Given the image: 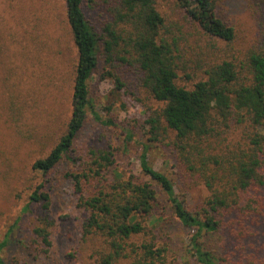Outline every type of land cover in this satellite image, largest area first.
Here are the masks:
<instances>
[{
    "label": "trees",
    "instance_id": "16d2710c",
    "mask_svg": "<svg viewBox=\"0 0 264 264\" xmlns=\"http://www.w3.org/2000/svg\"><path fill=\"white\" fill-rule=\"evenodd\" d=\"M84 2L65 0L77 51L71 115L58 141L32 162V169L44 180L30 191L23 207L25 211L34 206L40 209L30 230L37 250L48 251L54 226L46 178L66 158L73 165L81 163L64 176L71 182L77 206L85 212L81 240L94 244L87 264H163L165 248L156 246L155 235L148 229V216L160 196L157 188L132 173L123 178L115 171L112 178L107 177L105 173L115 165L116 147L110 143L88 146L75 155L74 140L88 112L98 121L114 124L110 118H101L89 96L88 82L102 54L106 74L118 88L125 83L111 70L115 63L122 64L130 81L157 104L147 106L148 140L157 143L172 132L171 144L179 162L209 190L201 206L189 208L171 179L149 165V144L143 145L142 172L156 183L177 220L194 229L188 245L195 260L201 264H264L262 246L246 239L260 235L255 227L264 221V0H246L261 37L241 55L226 50L190 85L177 82L186 60L183 64L178 38L168 35L156 0H98L102 11L97 21L86 16ZM175 4L202 34L230 45L234 41V25L217 14L215 0H175ZM233 124L246 125L244 143H227ZM217 146H222L219 152ZM19 221L20 217L0 241V252ZM218 231L228 240L219 252L208 249L202 240L205 233ZM0 264H6L1 255Z\"/></svg>",
    "mask_w": 264,
    "mask_h": 264
},
{
    "label": "rangeland",
    "instance_id": "374dc122",
    "mask_svg": "<svg viewBox=\"0 0 264 264\" xmlns=\"http://www.w3.org/2000/svg\"><path fill=\"white\" fill-rule=\"evenodd\" d=\"M156 1L168 35L178 38L183 64L186 60L185 70H179V84L197 81L204 76L203 69L220 60L226 50L231 48L230 52L241 55L261 37V28L246 0H215L217 14L234 25L236 36L231 45L202 34L176 6L175 0ZM97 2L85 0L83 3L86 16L93 21L100 18L102 11ZM76 60L65 0H0V241L20 217L0 252L6 264H87L90 261L94 244L89 239L85 243L81 240L80 224L85 212L77 206L71 182L64 176L66 170L79 168L81 163L73 165L63 158L51 175L45 177L51 196L50 215L54 219L47 252L37 250L30 234L40 209L34 206L31 211L23 210L30 191L44 180L40 172L32 169V162L45 155L66 131ZM107 68L99 54L88 89L95 110L101 118H110L114 124L98 121L88 112L74 140L75 155L79 156L88 146L110 143L116 147L115 165L105 173L107 177L112 178L115 171L123 178L132 173L151 181L160 194L148 216V229L155 235L156 246L165 248L163 264H201L188 245L194 229L177 220L156 183L142 172L143 145L149 144L146 151L149 165L171 179L175 191L189 208L201 206L209 190L179 162L171 144L172 132L157 143L148 140L147 106L157 104L130 81L122 64L115 63L111 69L125 83L121 88L106 74ZM246 130L245 124H233L227 132V143H244ZM221 148L217 146L216 151ZM255 230L260 235L246 239L261 245L263 251L264 221ZM202 240L208 249L217 252L222 244L228 245L222 231L205 233Z\"/></svg>",
    "mask_w": 264,
    "mask_h": 264
}]
</instances>
